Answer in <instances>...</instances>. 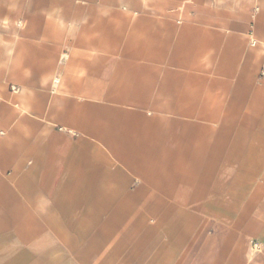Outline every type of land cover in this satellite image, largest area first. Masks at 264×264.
Listing matches in <instances>:
<instances>
[{
	"label": "crops",
	"instance_id": "crops-1",
	"mask_svg": "<svg viewBox=\"0 0 264 264\" xmlns=\"http://www.w3.org/2000/svg\"><path fill=\"white\" fill-rule=\"evenodd\" d=\"M262 69L264 0H0V264H264Z\"/></svg>",
	"mask_w": 264,
	"mask_h": 264
},
{
	"label": "built area",
	"instance_id": "built-area-1",
	"mask_svg": "<svg viewBox=\"0 0 264 264\" xmlns=\"http://www.w3.org/2000/svg\"><path fill=\"white\" fill-rule=\"evenodd\" d=\"M262 74H264V69H262ZM261 246L257 242L252 243V251L253 252H258L260 250Z\"/></svg>",
	"mask_w": 264,
	"mask_h": 264
}]
</instances>
